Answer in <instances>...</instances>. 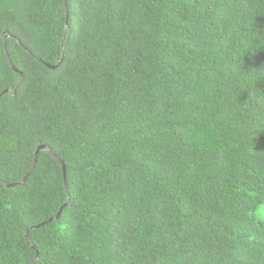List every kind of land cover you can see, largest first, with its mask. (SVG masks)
<instances>
[{
  "label": "trees",
  "instance_id": "1",
  "mask_svg": "<svg viewBox=\"0 0 264 264\" xmlns=\"http://www.w3.org/2000/svg\"><path fill=\"white\" fill-rule=\"evenodd\" d=\"M0 264H264V0H0Z\"/></svg>",
  "mask_w": 264,
  "mask_h": 264
},
{
  "label": "clouds",
  "instance_id": "2",
  "mask_svg": "<svg viewBox=\"0 0 264 264\" xmlns=\"http://www.w3.org/2000/svg\"><path fill=\"white\" fill-rule=\"evenodd\" d=\"M20 80V79H19ZM18 80V81H19ZM6 90V89H5ZM8 90V89H7ZM40 146H44V145H40ZM40 146H38L37 148H36V150L40 147ZM44 147H46V149L44 148V150H47V151H49L53 156H55L56 157V159H58L60 162H61V165H62V171H63V177H64V180H65V182H66V165H65V163H64V161L62 160V159H60V157H57L55 154H53L52 152H51V150H49V148H47V146H44ZM40 149H43V148H39L38 149V152H39V150ZM36 152V151H35ZM35 156V155H34ZM37 158H38V153H37ZM37 162V161H36ZM36 162H35V164H36ZM32 164H33V162H32ZM31 164V165H32ZM35 164H34V166H35ZM34 166H30V170H32V168L34 167ZM27 175H28V173H26V175L18 182V183H7V184H5V185H2V186H6V187H12V186H15L16 184L17 185H21V184H23L24 183V181H25V179H26V177H27ZM58 213V212H57ZM56 213V214H57ZM54 216V215H53ZM59 216V215H58ZM52 217V216H51ZM50 217V218H51ZM50 218H48L47 220H44L43 222H41L40 224H35V225H32L33 227H39L40 225H43V224H45V223H48V222H50V221H48ZM58 218V217H57ZM56 218V219H57ZM54 220V219H53ZM52 221V220H51ZM28 231H29V229H26V231H25V233H24V238L25 239H27V236H28ZM27 241V240H26ZM36 256H38V254H36L35 255V258H37Z\"/></svg>",
  "mask_w": 264,
  "mask_h": 264
},
{
  "label": "water",
  "instance_id": "3",
  "mask_svg": "<svg viewBox=\"0 0 264 264\" xmlns=\"http://www.w3.org/2000/svg\"><path fill=\"white\" fill-rule=\"evenodd\" d=\"M65 1V0H64ZM67 12V11H66ZM67 18V17H66ZM50 67H53V66H50ZM7 90V89H6ZM39 148H45L46 149V147H44V146H40ZM38 148V149H39ZM38 149L36 150V152H35V157H34V160H33V164L31 165V167L32 166H34V164H35V162L37 161V153H38ZM63 207V206H62ZM62 207L60 208V210L58 211V213L57 214H55L54 216H52L48 221H51V220H53V219H56L57 217H58V215L60 214V212H61V209H62ZM37 257V256H36Z\"/></svg>",
  "mask_w": 264,
  "mask_h": 264
}]
</instances>
